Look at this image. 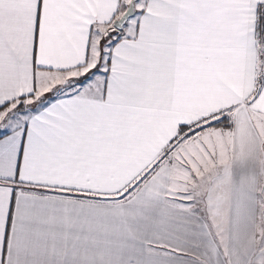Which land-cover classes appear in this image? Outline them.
<instances>
[{
	"label": "snow or ice",
	"instance_id": "1",
	"mask_svg": "<svg viewBox=\"0 0 264 264\" xmlns=\"http://www.w3.org/2000/svg\"><path fill=\"white\" fill-rule=\"evenodd\" d=\"M0 264H264V0H0Z\"/></svg>",
	"mask_w": 264,
	"mask_h": 264
}]
</instances>
